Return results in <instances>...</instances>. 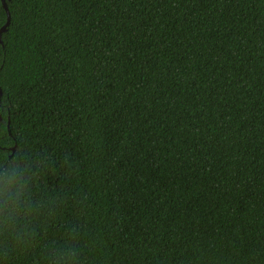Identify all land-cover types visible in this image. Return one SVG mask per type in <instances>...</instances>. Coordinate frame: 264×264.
<instances>
[{"label":"trees","instance_id":"16d2710c","mask_svg":"<svg viewBox=\"0 0 264 264\" xmlns=\"http://www.w3.org/2000/svg\"><path fill=\"white\" fill-rule=\"evenodd\" d=\"M7 3L0 264H264V0Z\"/></svg>","mask_w":264,"mask_h":264},{"label":"clouds","instance_id":"9594fccd","mask_svg":"<svg viewBox=\"0 0 264 264\" xmlns=\"http://www.w3.org/2000/svg\"><path fill=\"white\" fill-rule=\"evenodd\" d=\"M27 185L26 173L17 166L6 188L0 189V216L3 217L5 223L13 221L21 210L27 208L24 199Z\"/></svg>","mask_w":264,"mask_h":264},{"label":"water","instance_id":"95a60500","mask_svg":"<svg viewBox=\"0 0 264 264\" xmlns=\"http://www.w3.org/2000/svg\"><path fill=\"white\" fill-rule=\"evenodd\" d=\"M2 2H3V5H4V8L7 10L8 19H7V22L0 29V45L3 43V41H2V33L7 29V26L10 24V19H11V15H10V11H9V6H8V3H7V0H2ZM1 95H2V89L0 88V98H1ZM1 118L2 117L0 116V119ZM9 131H10V128H9ZM14 149H15V147L13 148V150Z\"/></svg>","mask_w":264,"mask_h":264}]
</instances>
